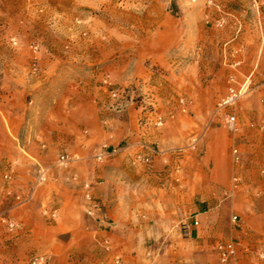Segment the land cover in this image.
I'll return each mask as SVG.
<instances>
[{
	"label": "crops",
	"instance_id": "obj_1",
	"mask_svg": "<svg viewBox=\"0 0 264 264\" xmlns=\"http://www.w3.org/2000/svg\"><path fill=\"white\" fill-rule=\"evenodd\" d=\"M221 1H207L212 28L195 22L197 33L181 48L185 62L172 61L173 89L184 95L187 107L166 123L159 154L137 145L142 142H128L150 154L148 167L132 165L134 149L101 165L92 161L100 144L133 138L140 110L129 104L114 109L96 81L85 76L82 86L73 88L61 76L1 78L0 264H29L31 254L44 258L42 264H221L220 243L233 244L232 264H264V0ZM216 22L222 25L214 30ZM171 35L148 55L169 50L177 30ZM231 88L242 96L218 116L237 118L232 143L239 160L232 157L229 166L231 142H214L211 136L196 144L203 150L199 160L183 159L178 172L162 173L163 156L187 145L186 131L210 128L214 105ZM35 122L40 130H33ZM54 148L76 157L73 169L57 188H41L34 197L26 185L28 167L41 158L40 149ZM225 162L228 168L220 166ZM12 172L13 180H6ZM87 197L103 209L106 223L100 219V229L83 218ZM41 198L56 202L58 214L43 211L57 219L52 225L37 214ZM232 212L240 218L236 226L230 222ZM180 221L190 224L187 236L180 232ZM8 222L15 225L13 231Z\"/></svg>",
	"mask_w": 264,
	"mask_h": 264
},
{
	"label": "rangeland",
	"instance_id": "obj_2",
	"mask_svg": "<svg viewBox=\"0 0 264 264\" xmlns=\"http://www.w3.org/2000/svg\"><path fill=\"white\" fill-rule=\"evenodd\" d=\"M202 1L204 0H0V86L3 76L16 74L33 77L61 76L73 88L81 87L80 82L90 78L96 81L100 90L106 92L114 109L126 104L135 110L140 109L133 140L127 136L119 140L117 145L100 144L92 158L94 164H104L140 145L147 146L150 154L157 155L158 142H161L166 123L173 119L175 112L186 113L187 107L184 95H177L173 89L171 81L177 72L172 61L185 62L186 57L181 48L197 33L195 22H199L200 28L204 30L212 28L207 19L211 4L208 5V0L205 3ZM209 1L216 4L222 2ZM214 25L217 27H213L214 30L221 27L217 22ZM174 30H177V40L169 45V50L156 56L148 55V49L159 42H170V37L173 36L171 32ZM176 54L178 55L175 57ZM208 56L212 59L211 53ZM124 81L128 84L123 85ZM55 91L56 94L58 90ZM216 106L217 104L212 109L214 123L210 128L205 127L196 132L186 131L187 145L163 156L162 173L178 172L183 159L194 162L199 160L203 150H197L195 146L211 136L214 142H231L227 148V156L228 165H232V142H235L238 132L231 133L225 129ZM38 128H42L41 124L33 123V130L37 131ZM207 129H210L209 132ZM128 142L142 143L132 146ZM144 149H134L131 155L133 166L143 165L145 158L149 159V163L144 165L150 166V154H145ZM100 153H106L107 156L98 162L96 156ZM40 155L41 158L32 161L27 170L26 185L30 187L34 197L41 188H57L59 182L70 175L76 161L74 155L58 148L50 152L40 149ZM60 156L68 158L65 166L58 164ZM14 164L17 166V161ZM220 166L228 168L226 162ZM40 173L44 175L41 182L38 181ZM10 175L9 180L12 181L14 172ZM7 193L12 194L8 187L5 198L10 197ZM42 198L37 204V214L52 225L57 219H48L43 211L51 208V211L56 210L58 214L56 202L47 198L43 201ZM85 207L82 210L83 218L93 219L89 221H94V225L100 229L97 226L100 219L106 221L102 207L94 217L86 214ZM233 216L238 218L236 223L231 221ZM140 217L143 218L142 215ZM239 221L238 214L232 212L231 224L236 226ZM182 223L187 222H179L181 234ZM103 251L110 252L109 244L103 242ZM35 257L31 254L29 264Z\"/></svg>",
	"mask_w": 264,
	"mask_h": 264
},
{
	"label": "built area",
	"instance_id": "obj_3",
	"mask_svg": "<svg viewBox=\"0 0 264 264\" xmlns=\"http://www.w3.org/2000/svg\"><path fill=\"white\" fill-rule=\"evenodd\" d=\"M219 25H222V22H219ZM242 94L239 91H236L235 89H229L226 93V95L221 98V100L217 104V111H225L230 110L235 107L237 102L239 101ZM224 127L228 132L235 133L238 129V122L237 118L233 113L225 114L223 117ZM232 157L234 161L239 160V154L236 149H233L231 151ZM107 156L106 153H100L96 156V159L98 162L102 161ZM68 158L65 156H60L58 158V164L60 166H65L68 162ZM144 164L149 163V159L145 158L143 160ZM9 176H6V180H9ZM44 180L43 173L39 174L38 181L41 182ZM10 195L7 193V196ZM16 201H21L20 196H15L14 198ZM100 210L99 203L94 200L91 197L86 198V207L85 212L89 217H94L96 213H98ZM231 221L233 223H236L238 221L237 216H233ZM194 226H197V223L193 224ZM7 228L9 231H13L15 229V225L12 222L7 223ZM181 231L183 236H187L190 231V224L188 223H182L181 224ZM108 245V243H106ZM216 251L219 256V261L221 264H232V259L234 257V246L232 243H220L216 246ZM44 263V258L42 257H35L31 260V264H42ZM113 264H121L120 260H115Z\"/></svg>",
	"mask_w": 264,
	"mask_h": 264
}]
</instances>
